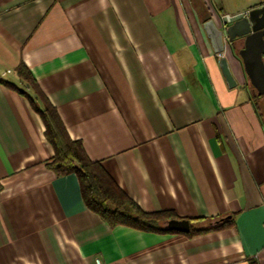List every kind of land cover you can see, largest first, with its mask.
Masks as SVG:
<instances>
[{
    "label": "crops",
    "instance_id": "obj_1",
    "mask_svg": "<svg viewBox=\"0 0 264 264\" xmlns=\"http://www.w3.org/2000/svg\"><path fill=\"white\" fill-rule=\"evenodd\" d=\"M233 15L227 0H0V77L19 83L27 65L143 210L230 222L193 236L110 227L76 173L47 166L39 113L0 85V264H264V95L229 46L228 86L203 28Z\"/></svg>",
    "mask_w": 264,
    "mask_h": 264
},
{
    "label": "trees",
    "instance_id": "obj_2",
    "mask_svg": "<svg viewBox=\"0 0 264 264\" xmlns=\"http://www.w3.org/2000/svg\"><path fill=\"white\" fill-rule=\"evenodd\" d=\"M19 83L0 77L5 85L24 96L31 107L39 113L45 125V137L53 147L54 154L47 166L59 175L76 173L87 207L97 213L110 227H132L145 232L174 233L163 223L176 217L173 211L147 212L129 197L106 171L101 162L91 160L80 140L70 137L57 108L49 101L27 65L21 62L16 67ZM229 221L209 228H191L187 236L211 229H222Z\"/></svg>",
    "mask_w": 264,
    "mask_h": 264
},
{
    "label": "water",
    "instance_id": "obj_3",
    "mask_svg": "<svg viewBox=\"0 0 264 264\" xmlns=\"http://www.w3.org/2000/svg\"><path fill=\"white\" fill-rule=\"evenodd\" d=\"M203 28L215 53L221 55L219 65L230 88L236 87L235 78L228 58L223 55L229 46L243 63L246 77L254 93L264 95V3L234 16L222 18L218 25L212 18L203 21ZM242 46L237 51V45ZM165 228L188 233L191 230L189 219H168Z\"/></svg>",
    "mask_w": 264,
    "mask_h": 264
},
{
    "label": "rangeland",
    "instance_id": "obj_4",
    "mask_svg": "<svg viewBox=\"0 0 264 264\" xmlns=\"http://www.w3.org/2000/svg\"><path fill=\"white\" fill-rule=\"evenodd\" d=\"M261 3H264V0H227V12L237 15Z\"/></svg>",
    "mask_w": 264,
    "mask_h": 264
},
{
    "label": "built area",
    "instance_id": "obj_5",
    "mask_svg": "<svg viewBox=\"0 0 264 264\" xmlns=\"http://www.w3.org/2000/svg\"><path fill=\"white\" fill-rule=\"evenodd\" d=\"M95 264H106V263H104V262L102 261V259H100V258H96V259H95ZM114 264H119V263H114Z\"/></svg>",
    "mask_w": 264,
    "mask_h": 264
},
{
    "label": "flooded vegetation",
    "instance_id": "obj_6",
    "mask_svg": "<svg viewBox=\"0 0 264 264\" xmlns=\"http://www.w3.org/2000/svg\"><path fill=\"white\" fill-rule=\"evenodd\" d=\"M261 4H263V3H261ZM261 4H259V5H261ZM259 5H256V6H254V7H257V6H259ZM253 8V7H252ZM250 10V9H249ZM211 17V16H210Z\"/></svg>",
    "mask_w": 264,
    "mask_h": 264
}]
</instances>
